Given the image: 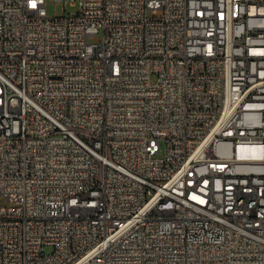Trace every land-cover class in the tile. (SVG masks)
Segmentation results:
<instances>
[{
  "label": "built area",
  "instance_id": "1",
  "mask_svg": "<svg viewBox=\"0 0 264 264\" xmlns=\"http://www.w3.org/2000/svg\"><path fill=\"white\" fill-rule=\"evenodd\" d=\"M78 2L0 0V264H264V0Z\"/></svg>",
  "mask_w": 264,
  "mask_h": 264
},
{
  "label": "rangeland",
  "instance_id": "2",
  "mask_svg": "<svg viewBox=\"0 0 264 264\" xmlns=\"http://www.w3.org/2000/svg\"><path fill=\"white\" fill-rule=\"evenodd\" d=\"M46 8L48 14L50 16L63 15L67 13H77L80 11V6L78 0L75 2L74 0L65 1H56V0H46ZM102 36L100 33L98 36L92 37L91 41H98ZM157 80V74H153L152 81L155 82ZM3 203H7V200L3 198ZM47 250H50L48 248Z\"/></svg>",
  "mask_w": 264,
  "mask_h": 264
},
{
  "label": "bare ground",
  "instance_id": "3",
  "mask_svg": "<svg viewBox=\"0 0 264 264\" xmlns=\"http://www.w3.org/2000/svg\"><path fill=\"white\" fill-rule=\"evenodd\" d=\"M227 111H235V104H227ZM14 121H12V112L0 111V129L12 131Z\"/></svg>",
  "mask_w": 264,
  "mask_h": 264
}]
</instances>
